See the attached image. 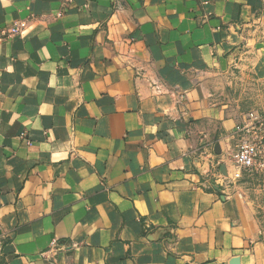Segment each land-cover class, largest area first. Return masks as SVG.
Wrapping results in <instances>:
<instances>
[{
    "label": "crops",
    "instance_id": "1",
    "mask_svg": "<svg viewBox=\"0 0 264 264\" xmlns=\"http://www.w3.org/2000/svg\"><path fill=\"white\" fill-rule=\"evenodd\" d=\"M262 5L0 0V264H261L254 207L217 177Z\"/></svg>",
    "mask_w": 264,
    "mask_h": 264
},
{
    "label": "rangeland",
    "instance_id": "2",
    "mask_svg": "<svg viewBox=\"0 0 264 264\" xmlns=\"http://www.w3.org/2000/svg\"><path fill=\"white\" fill-rule=\"evenodd\" d=\"M261 16L264 17V0L260 10L256 12L257 21H253V25L248 28L253 35L250 36V40L244 39L240 42L236 59L228 75L225 93L229 103L241 116V122L251 109L258 110L264 117V46L262 43L264 29H258V25L264 24ZM228 183L226 180V184ZM263 184V178L255 177L249 182L228 184L225 188L242 194L245 201L254 207L255 215L259 218L264 232V192L261 191ZM262 237L264 241V234ZM261 264H264V261Z\"/></svg>",
    "mask_w": 264,
    "mask_h": 264
},
{
    "label": "built area",
    "instance_id": "3",
    "mask_svg": "<svg viewBox=\"0 0 264 264\" xmlns=\"http://www.w3.org/2000/svg\"><path fill=\"white\" fill-rule=\"evenodd\" d=\"M234 139V148L229 153L231 168L229 166L227 174L220 172L217 177L222 191L228 184L249 182L255 177L263 178L264 182L263 115L258 110H249L245 119L236 126Z\"/></svg>",
    "mask_w": 264,
    "mask_h": 264
},
{
    "label": "water",
    "instance_id": "4",
    "mask_svg": "<svg viewBox=\"0 0 264 264\" xmlns=\"http://www.w3.org/2000/svg\"><path fill=\"white\" fill-rule=\"evenodd\" d=\"M216 152L217 153H221V148H220V143L219 142L216 145ZM222 170H223L224 174H227L225 164H223V169ZM229 264H241V257L238 256V255L232 257L231 260L229 261Z\"/></svg>",
    "mask_w": 264,
    "mask_h": 264
}]
</instances>
